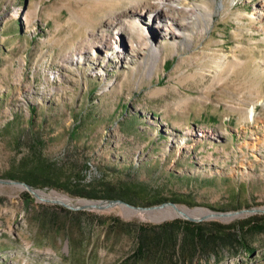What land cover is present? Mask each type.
<instances>
[{"label":"rangeland","instance_id":"rangeland-1","mask_svg":"<svg viewBox=\"0 0 264 264\" xmlns=\"http://www.w3.org/2000/svg\"><path fill=\"white\" fill-rule=\"evenodd\" d=\"M151 1L0 0V178L44 165L58 185L32 186L47 198L113 199L101 197L110 190L136 206L264 209V0H180L190 15L182 37L151 34L145 15L132 53L137 35H118L109 17H136L135 3ZM153 47L162 55L152 67ZM74 182L96 195L72 194ZM41 204L55 203L0 184V264H121L133 240L111 217L180 218H164L170 206L114 205L71 209L103 224H52ZM246 237L252 253L221 241L181 264H264V232Z\"/></svg>","mask_w":264,"mask_h":264},{"label":"trees","instance_id":"trees-1","mask_svg":"<svg viewBox=\"0 0 264 264\" xmlns=\"http://www.w3.org/2000/svg\"><path fill=\"white\" fill-rule=\"evenodd\" d=\"M18 179L33 186L39 180L42 181L43 186L58 185L57 178L44 165L25 169L24 176ZM109 191L106 190L101 197L123 198L122 195L112 194ZM69 192L87 197L96 195L93 189L87 188L80 182H76ZM24 197L29 203L33 200L27 193ZM41 207L42 212L47 215L48 221L52 224H66L67 217L68 223L72 222L75 225H81L85 218L88 224L106 222L97 215L81 210H71L57 204H41ZM47 209L51 211L48 213ZM59 213L65 216L64 219L59 220ZM110 220L113 226L125 229L132 236V248L122 259L121 264H181L192 260L198 254L206 255L209 249L221 241L230 242L252 253L254 248L249 245L246 232H264L263 215L251 216L232 224H221L217 221L194 222L180 218L158 223L123 222L116 216L111 217Z\"/></svg>","mask_w":264,"mask_h":264},{"label":"bare ground","instance_id":"bare-ground-1","mask_svg":"<svg viewBox=\"0 0 264 264\" xmlns=\"http://www.w3.org/2000/svg\"><path fill=\"white\" fill-rule=\"evenodd\" d=\"M136 2L133 13L136 14V17L133 15H114L109 17L108 24L112 27H116L119 33L122 34L123 31H129L131 33H135L137 35V39L135 41L128 42L129 49L132 53L140 52L141 49L138 44L142 43L141 39H145L146 32L140 27L136 20L142 18L147 15L150 18V33L155 34L157 30L164 31L166 34H170L174 39L180 38V34L188 27L187 19L190 18V15L186 11L185 7L180 3V0H153L151 2ZM109 39H107L104 43L109 44ZM147 42V41H146ZM145 45L148 47L147 43ZM113 50V49H112ZM152 67L155 66L157 61L162 55V50L153 47L152 50ZM253 146L255 143L252 144ZM62 201H68L66 199H58ZM167 207V206H165ZM171 207V206H170ZM164 208V207H163ZM161 208V209H163ZM173 208V207H172ZM158 209V210H161ZM174 209V210H173ZM164 210L165 216L164 218H174L179 217L182 214L175 208ZM186 211L190 216L200 217L203 215V212L200 210L190 211L187 209H181ZM141 212L151 213L155 210H140ZM230 217H235L240 214V212L229 213ZM229 217V218H230Z\"/></svg>","mask_w":264,"mask_h":264},{"label":"water","instance_id":"water-1","mask_svg":"<svg viewBox=\"0 0 264 264\" xmlns=\"http://www.w3.org/2000/svg\"><path fill=\"white\" fill-rule=\"evenodd\" d=\"M0 184H12V185L18 186L22 189H25L29 193H31L38 200L52 202V203L61 205L63 207L69 208V209H103V208H107V207L114 206V205H120L122 207H126L131 210L152 211V210L161 209L165 206H171L177 209L182 214L181 216H179L180 218L185 219V220L194 221V222H199L205 219H218V218L225 219V218L230 217L229 212H206L200 217H193V216H190L186 211L181 210L180 209L181 206L177 205L173 201L162 202L154 206H136V205L128 203L119 198L105 199V200L83 199V200H78L76 202H73L71 199H69L68 201H62L58 199H52V198L41 196L39 193L40 191L39 189L34 188L31 184L25 181L8 179V178L7 179L0 178ZM239 212H240L239 215H241L244 213L264 212V209L262 208L242 209Z\"/></svg>","mask_w":264,"mask_h":264}]
</instances>
